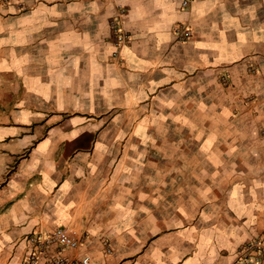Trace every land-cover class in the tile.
I'll return each instance as SVG.
<instances>
[{"label":"crops","instance_id":"0c3cea01","mask_svg":"<svg viewBox=\"0 0 264 264\" xmlns=\"http://www.w3.org/2000/svg\"><path fill=\"white\" fill-rule=\"evenodd\" d=\"M58 226L71 259L238 264L264 235V0H0V264Z\"/></svg>","mask_w":264,"mask_h":264},{"label":"built area","instance_id":"2783aa9c","mask_svg":"<svg viewBox=\"0 0 264 264\" xmlns=\"http://www.w3.org/2000/svg\"><path fill=\"white\" fill-rule=\"evenodd\" d=\"M187 2H184V6ZM123 16L111 23L118 49H123L131 42V36L125 32ZM179 41L186 42L192 37V30L180 24L174 31ZM28 251L22 264H98L90 255L81 259H71L66 253L77 251L84 244L64 226H58L51 232H34L25 239ZM104 255L112 253L108 242L103 243ZM238 264H264V238H256L245 244L239 251Z\"/></svg>","mask_w":264,"mask_h":264},{"label":"rangeland","instance_id":"374dc122","mask_svg":"<svg viewBox=\"0 0 264 264\" xmlns=\"http://www.w3.org/2000/svg\"><path fill=\"white\" fill-rule=\"evenodd\" d=\"M258 238H264V235H262V236H259ZM253 241V240H252Z\"/></svg>","mask_w":264,"mask_h":264}]
</instances>
